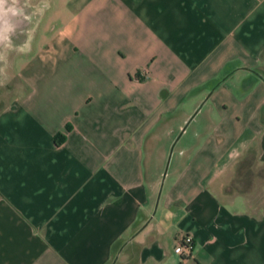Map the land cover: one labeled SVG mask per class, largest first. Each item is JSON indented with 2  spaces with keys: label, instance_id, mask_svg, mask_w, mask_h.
Listing matches in <instances>:
<instances>
[{
  "label": "crops",
  "instance_id": "0c3cea01",
  "mask_svg": "<svg viewBox=\"0 0 264 264\" xmlns=\"http://www.w3.org/2000/svg\"><path fill=\"white\" fill-rule=\"evenodd\" d=\"M31 1L0 14V264H264V0Z\"/></svg>",
  "mask_w": 264,
  "mask_h": 264
},
{
  "label": "rangeland",
  "instance_id": "374dc122",
  "mask_svg": "<svg viewBox=\"0 0 264 264\" xmlns=\"http://www.w3.org/2000/svg\"><path fill=\"white\" fill-rule=\"evenodd\" d=\"M31 0H6L4 8L8 11L14 10L18 12L17 16H14L16 19H20L22 24L24 25H31V23H36L40 17L39 11L36 10L35 6ZM13 12V11H12ZM17 34V31H9L4 38V43L7 47L0 50V56L3 55L2 50H6V48H10L13 43V38ZM21 34H28L27 29L25 31H21ZM16 69L11 66H7L6 63L0 62V103H4L10 99L12 96V91L16 84ZM8 77L9 79H7ZM191 130V127L189 128ZM188 129V130H189ZM179 130L170 138V142L166 145L163 149L161 154L160 160H158V164L156 166V161L152 159V161L144 158V168L146 169L147 174L152 173L154 171V167L156 166L157 169V184H158V191L159 189L163 188V185L166 180H169V172L171 171V166L174 163L175 157L178 152V148L180 143L177 142L178 135L180 134ZM166 172V175L163 178V173ZM260 179H256L255 183H260ZM256 192V191H255ZM261 192L258 191L256 194Z\"/></svg>",
  "mask_w": 264,
  "mask_h": 264
},
{
  "label": "built area",
  "instance_id": "2783aa9c",
  "mask_svg": "<svg viewBox=\"0 0 264 264\" xmlns=\"http://www.w3.org/2000/svg\"><path fill=\"white\" fill-rule=\"evenodd\" d=\"M192 244H193L192 237L190 235L185 234L181 236L180 239L178 240L174 248V251L184 256H188L191 253Z\"/></svg>",
  "mask_w": 264,
  "mask_h": 264
},
{
  "label": "clouds",
  "instance_id": "9594fccd",
  "mask_svg": "<svg viewBox=\"0 0 264 264\" xmlns=\"http://www.w3.org/2000/svg\"><path fill=\"white\" fill-rule=\"evenodd\" d=\"M5 3H6V0H0V14H3L5 11V8H4ZM10 11H13V14H16L14 10L10 9Z\"/></svg>",
  "mask_w": 264,
  "mask_h": 264
},
{
  "label": "water",
  "instance_id": "95a60500",
  "mask_svg": "<svg viewBox=\"0 0 264 264\" xmlns=\"http://www.w3.org/2000/svg\"><path fill=\"white\" fill-rule=\"evenodd\" d=\"M183 129H184V128H183ZM165 175H166V172L163 173V178H164ZM160 193H161V188L159 189L158 194H157L156 205H157L158 199H159V197H160Z\"/></svg>",
  "mask_w": 264,
  "mask_h": 264
},
{
  "label": "trees",
  "instance_id": "16d2710c",
  "mask_svg": "<svg viewBox=\"0 0 264 264\" xmlns=\"http://www.w3.org/2000/svg\"><path fill=\"white\" fill-rule=\"evenodd\" d=\"M58 137H61V138H63V135H62V134H58Z\"/></svg>",
  "mask_w": 264,
  "mask_h": 264
}]
</instances>
